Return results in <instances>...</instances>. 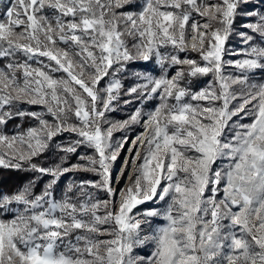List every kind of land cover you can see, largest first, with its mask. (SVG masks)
Instances as JSON below:
<instances>
[{"label":"snow or ice","instance_id":"obj_1","mask_svg":"<svg viewBox=\"0 0 264 264\" xmlns=\"http://www.w3.org/2000/svg\"><path fill=\"white\" fill-rule=\"evenodd\" d=\"M134 3L14 0L0 20V58L10 61L0 68V166L19 169L27 163L31 170L50 177L40 194L33 192L32 183L14 194H0V212L15 213L11 220H0V264H139L145 258L131 253L149 239L154 250L145 264H264V82L251 83L248 76L264 71V47L250 44L249 58L235 62L241 76L223 72L224 46L235 18L258 15L260 22L246 27L264 41V9L244 8L249 0L215 4L145 0L139 10L126 9ZM197 16L204 22H198ZM125 36L137 39L135 51L129 49ZM253 39L245 35L246 42ZM169 45L175 51L161 53ZM189 47L204 64L176 54ZM19 54L26 57L24 62ZM153 56L162 68L165 64L188 68L173 76L165 69L159 78L138 74L145 82L127 90V95L155 96L160 103L146 114L145 131L137 137L146 147L141 157L136 146L133 165L136 159L140 164L133 169L135 178L130 175L131 185L117 194L110 166L123 144L113 147L112 130L139 123L142 114L137 110L128 121L107 129L101 124L106 122L105 112L114 110L111 106L123 87L115 76L126 71L128 62L149 61ZM110 72L107 87L98 88ZM209 73L218 81L219 92L210 85L189 93L181 84L186 75ZM236 84L243 86L241 102L230 110L231 101L237 99L232 91ZM16 103L42 105L46 112L14 111ZM249 104L245 115H252V122L237 125L231 136L226 134L228 121ZM25 115L37 126L18 135L4 133L2 126ZM72 117L75 123L70 122ZM64 131L80 139L61 151L74 153L77 146L85 145L97 156L81 155L78 159L86 163L69 167L32 163ZM217 161L227 163L221 166ZM72 171L94 172L101 180L69 184L57 200L60 177ZM86 185L106 192L109 199H94L86 193ZM73 188L83 200L74 199L76 193L68 196ZM149 201L165 202L166 207L132 214ZM157 216L166 223L154 228L151 236L141 235V226ZM105 234L113 238L99 239Z\"/></svg>","mask_w":264,"mask_h":264},{"label":"rangeland","instance_id":"obj_2","mask_svg":"<svg viewBox=\"0 0 264 264\" xmlns=\"http://www.w3.org/2000/svg\"><path fill=\"white\" fill-rule=\"evenodd\" d=\"M145 0H135L134 4H130L126 6V9H134L139 10V6H142L144 4ZM220 0H207V3L209 4H215L219 3ZM14 3V0H0V4L2 7L4 6H10ZM247 9H255L257 12H260L261 9H264V5L260 4V0H249V3L247 5L243 6ZM121 11V10H118ZM5 17L1 18L0 20H3ZM197 21L200 23H203L205 18L203 17H196ZM191 22V21H190ZM259 16L258 15H238L235 18L234 24H233V31L229 35L228 40L225 42V52L223 56V72L226 76L231 77H237L241 76L242 73L240 69L235 67V62L249 58L246 53L250 48L251 45L264 47V41L261 40L259 34L253 33L252 30L248 27H246L247 24L250 23H259ZM245 35L253 36L254 39L251 42L245 41ZM125 42L127 43L130 50L135 51V49L132 48L134 43H137V39L129 36L124 37ZM161 53L167 55L173 53L175 50L171 47V45L161 48ZM181 58H190L195 59L199 64H204L205 62L202 61L200 58V55L197 52H194L189 49L187 51L183 52H177ZM23 56V55H22ZM24 57V56H23ZM23 62L26 60V57L23 58ZM44 63H53L47 60L46 57L40 58ZM28 63L32 64L34 67H39L40 65L36 64L35 61H28ZM0 68H4L1 67ZM187 65H170L165 64L162 68L160 64L157 62V57L153 56L152 59L149 61H143V60H135L128 62L126 65V71L118 73L115 78L119 79L122 88L120 89V96L119 99L113 102V105L111 107L114 108L112 111L105 112L104 120L106 122L101 124L102 129H107L112 124H118L119 122L128 121L129 118L137 111H141V118L139 123H131L128 126L124 128H114L112 130V136H111V144L113 147L120 145L121 143L123 146L121 147L119 154L117 155V159L113 162H111L110 166V173L112 178V187L114 191L118 194L121 190H125L127 186L131 185L132 179H129V176L131 175L132 178H135V171L133 170L136 166L140 164V160L136 159L135 165H133V158L135 156V153L137 151L136 146H140V155L143 157L145 152L146 145H142L141 140H138L137 137L140 136L141 133H144L145 129L142 127V124L144 120L147 118L146 114L149 112H152L156 106L159 105L160 100L156 98L155 96L151 99H148L145 96H140L137 94L134 95H127V90L130 87L136 86L138 84H142L145 81L140 79L139 75H150L155 78H159L161 75L164 74L165 69L167 70L168 76H173L176 74L177 70L179 69H187ZM19 75V74H18ZM56 76H61L63 73H55ZM249 81L251 83H259L264 82V71L262 70H255L254 72L248 73ZM111 79V72L109 76L104 77L97 86L98 88H106L108 82H110ZM182 86L186 87L189 91V93L199 92L203 89L211 87L215 89L217 92H219V83L216 81L214 75L212 73H209L207 75H200L198 74L195 77L191 76H185V79L181 81ZM243 88L242 85L236 84L232 86V91H235L237 93V99L231 101L229 105V109L235 108L240 102L239 98V92ZM103 94V93H102ZM86 95V94H85ZM171 103V101H170ZM193 104H205L206 101H191ZM219 106L221 102H216ZM254 103V102H253ZM36 111L34 112H46V109L42 105H35ZM252 107L251 104L247 105L244 112H240L237 115H234L231 120L228 121V127L225 129V133L231 136L232 132L231 130H234L237 125L240 124H248L251 123L253 120L252 115H245V113ZM46 119L51 120L52 117L50 115L45 116ZM70 122L75 123V117H72ZM37 126V125H36ZM35 127V126H34ZM31 128V127H30ZM29 129V128H28ZM24 130L23 132H25ZM23 132H17L13 134H7L9 136L18 135ZM80 139L75 133L70 131H64L60 135L56 136L50 145L56 146L58 150H60V153L58 157L53 160L50 163L49 167H54L57 164H60L62 167H69L74 164H85L86 161L78 159L79 156H97V153L95 152V149L89 148L85 145H79L76 147V151L74 153H66L64 151H61V148L67 147L72 145L76 140ZM135 141V146L133 142ZM49 145V146H50ZM62 158H66V162H62ZM127 162V163H125ZM227 161H217V165H223L226 164ZM217 165H213V168L215 169ZM130 170H132L130 172ZM70 175L68 178V181L65 182L66 187L71 183L74 185H79L82 181H96L99 182L101 180V177L97 175L94 172L90 171H72L69 173H66ZM65 174V175H66ZM62 177V176H61ZM60 177V178H61ZM60 181V180H59ZM59 181L57 184H59ZM65 190L64 187H61L59 184L58 193L56 195V199L60 200L64 197L62 194ZM86 193L92 194L94 199H100V200H107L109 199V196L106 192L100 191L97 188H93L89 185L85 186ZM73 193H76V195L73 197L74 199L78 198L80 200H83L84 197L79 196V193L76 191V188H73L72 193H67L68 196H73ZM208 195V193H206ZM223 193H220V196H222ZM219 198V197H218ZM117 197L113 196L112 200L115 202ZM166 207L165 202H159L156 201H149L142 205H138L136 208L133 209L132 214L142 213L144 210L156 208L163 210V208ZM103 214V213H101ZM143 219L142 216L138 217ZM0 220H3L0 216ZM7 221V220H5ZM166 223V221L161 217H153L151 218V223L148 225H142L141 227L144 229V231L141 233L143 236H151L153 229L159 226H163ZM227 223V221H225ZM103 227H109V225H104ZM113 236L105 234L103 236H100L99 239H112ZM154 250V242L149 239L144 242L143 245L135 246L132 251V256L134 257H144L145 260L151 256L152 252ZM145 260L139 261V264H145Z\"/></svg>","mask_w":264,"mask_h":264},{"label":"trees","instance_id":"obj_3","mask_svg":"<svg viewBox=\"0 0 264 264\" xmlns=\"http://www.w3.org/2000/svg\"><path fill=\"white\" fill-rule=\"evenodd\" d=\"M9 6H4L0 4V19L4 17V13ZM50 11V10H49ZM24 57L22 54L18 55V59L23 62ZM8 58H0V66L5 67L9 63ZM19 74V73H18ZM14 111L20 112H34L36 111V106L28 103H16ZM37 125V121L34 120L31 116H14L8 123L3 127L4 133L13 134L17 132H23L30 127ZM60 153V150L56 146L50 145L48 150L42 153L40 156L33 158L32 163H37L41 167H49L50 163L55 160ZM70 175L66 174L60 178L59 184L61 187H64L63 195L67 192V187L65 182L68 181ZM50 177L42 176L40 173H37L29 167L27 163H22V166L17 169L14 167H3L0 166V194L11 195L20 190L30 183L33 184V192L35 194H40L48 182ZM59 184L56 185L55 194L58 193ZM71 184V183H70ZM15 213H6L0 212V216L3 220H11L14 217Z\"/></svg>","mask_w":264,"mask_h":264}]
</instances>
